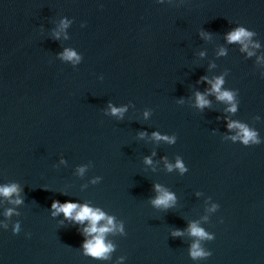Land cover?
<instances>
[{"label": "water", "instance_id": "95a60500", "mask_svg": "<svg viewBox=\"0 0 264 264\" xmlns=\"http://www.w3.org/2000/svg\"><path fill=\"white\" fill-rule=\"evenodd\" d=\"M237 26L255 33L254 55L226 40ZM202 76L223 77L235 112ZM109 103L127 106L123 117ZM229 121L264 141V0H0V184L21 198L0 196V264H264V143L233 141ZM178 158L186 172L168 169ZM155 184L174 193L171 207L151 203ZM53 200L124 222L126 234L106 237L108 260L84 255ZM194 222L215 239L191 235ZM198 240L211 256L192 258Z\"/></svg>", "mask_w": 264, "mask_h": 264}, {"label": "clouds", "instance_id": "9594fccd", "mask_svg": "<svg viewBox=\"0 0 264 264\" xmlns=\"http://www.w3.org/2000/svg\"><path fill=\"white\" fill-rule=\"evenodd\" d=\"M157 3L163 4L164 0H157ZM68 21L61 19L60 29L63 30L68 26ZM54 35H59V32H55ZM200 35L208 38L211 34L206 31H201ZM255 35L254 32L248 30L244 26H237L225 34V38L229 43L239 42L242 45L241 51L247 52L248 56L254 55L252 49L259 48L260 45L257 42H253L251 37ZM224 53V50L221 49V54ZM62 58L66 60H73V63H77L81 60V57L78 56L74 51L65 50L62 54ZM203 55V53H201ZM74 58V59H73ZM201 81H206L211 84V88L208 89V92L216 93L218 100L227 101L230 103V107L227 111L235 112L237 109V104L234 102L235 93L230 90H222L221 85L223 84V77H217L215 80H209L208 77L202 76ZM196 105L203 109L205 106L210 105V100L206 98V95L202 92H196ZM110 113L112 115L123 117V114L127 110V106H114L111 103L108 105ZM145 116H148L149 113L146 111ZM228 128H237L239 131L237 135L232 136L233 141L240 140L245 145H259L264 143L258 136V133L250 129L244 123H238L234 121H229ZM146 133L141 132L140 135L143 136ZM152 136L157 140H165L169 142H174L175 137H170L168 135H162L158 131H154ZM65 161L62 159L61 163ZM146 162L151 163V158H146ZM87 165L78 166L76 171L79 175H84ZM169 170H172L173 167H178L181 173L186 172L187 168L185 164L178 158L175 165L168 164ZM101 176H95L92 178V183H100L102 181ZM153 189L158 193L155 197L151 199V203L156 207H163L165 209L171 207L175 201L174 193L162 188L159 184L153 185ZM20 188L19 186L13 183L0 184V196L9 198L15 195L14 199L10 200V203L19 204L21 203V198L19 196ZM220 205L218 203L212 204L211 211L219 209ZM52 210L51 215L53 217L63 214V224L64 221H67L73 226L77 227V230L81 233L84 239L81 242V247L83 249L84 255L90 256L93 259L97 260H108L110 258L111 252L114 250L115 245L107 240L106 237L109 233H120L126 234L125 224L123 221H117L116 217L106 213L103 209L97 206L90 205L89 203H81L78 200H65L61 202L60 200H53L50 206ZM14 212V209L7 208L4 211V216L8 217ZM7 228V224L3 225ZM20 221L13 222L11 232L17 234L21 232ZM190 234L199 237L200 239H215V233L209 234L198 223H192L189 227ZM182 230H176L173 232V235L179 236L182 235ZM26 237H31L30 232H25ZM190 255L193 259L196 258H206L212 255L211 250L205 251L199 243V240L192 244ZM121 261L125 258L121 257Z\"/></svg>", "mask_w": 264, "mask_h": 264}]
</instances>
